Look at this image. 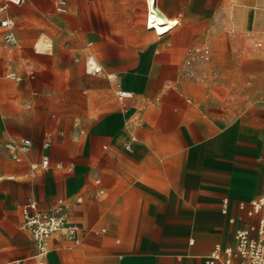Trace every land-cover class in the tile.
Listing matches in <instances>:
<instances>
[{
  "label": "rangeland",
  "instance_id": "obj_1",
  "mask_svg": "<svg viewBox=\"0 0 264 264\" xmlns=\"http://www.w3.org/2000/svg\"><path fill=\"white\" fill-rule=\"evenodd\" d=\"M10 13L19 44L7 45L0 27V192L55 180L50 196L36 198L42 207L62 198L69 221L107 227L79 245L54 234L49 264H203L188 252L190 237L200 254L230 242L236 223L222 213L223 198L244 215L238 200L264 193V0H220L204 17L180 18L164 37L145 29L86 31L73 3L62 13L55 0H27ZM91 59L101 71H88ZM121 89L134 93L131 102L119 99ZM23 137L34 144L17 161L4 143ZM46 138L51 158L92 161L94 174L81 184L67 160L33 170ZM91 184L103 192L88 196ZM8 202L0 201L7 237L19 232L23 204ZM8 238L0 240V264H29L15 258L32 253V241Z\"/></svg>",
  "mask_w": 264,
  "mask_h": 264
},
{
  "label": "built area",
  "instance_id": "obj_2",
  "mask_svg": "<svg viewBox=\"0 0 264 264\" xmlns=\"http://www.w3.org/2000/svg\"><path fill=\"white\" fill-rule=\"evenodd\" d=\"M27 0H1L0 2V27L2 28L3 40L7 45L16 46L19 39L16 33V20L10 15L11 5H22ZM55 9L65 13L68 10L67 0H55ZM149 15V9H148ZM149 17L147 27L149 28ZM150 29V28H149ZM89 72L97 73L101 71V66L93 63L91 59L87 63ZM33 69L27 70V74L33 76ZM8 75L21 79L16 71H11ZM118 97L122 102H131L134 94L132 91L121 89ZM130 141L125 144L126 149H132V141L137 139L135 133L131 134ZM33 139L23 137L21 139H9L4 143L14 160L20 161L23 156L33 147ZM51 141L46 138L43 141V153L38 161L31 162V168L48 169L53 166L62 168V162L53 163L48 152ZM96 179V183H99ZM100 193L103 189L99 190ZM82 196L77 197L81 201ZM238 207L251 218V221L244 222L238 226L234 232V243L224 244L216 242L209 254L205 257L206 264H264V193L259 194L250 200H240ZM229 210V199L225 197L222 201V212L227 214ZM68 206L63 199L49 207H40L38 202L30 199L21 206L20 228L32 238L36 251L32 255L34 264H49L50 241L54 234L61 232L71 243L78 245L83 240L87 230L76 221H69ZM238 218L229 217L230 222L234 223ZM105 230V228L103 229ZM99 232V230H91ZM191 243L194 241L190 240Z\"/></svg>",
  "mask_w": 264,
  "mask_h": 264
},
{
  "label": "crops",
  "instance_id": "obj_3",
  "mask_svg": "<svg viewBox=\"0 0 264 264\" xmlns=\"http://www.w3.org/2000/svg\"><path fill=\"white\" fill-rule=\"evenodd\" d=\"M68 3V10L71 9L72 3L75 8V14L79 20L78 25L82 27L86 31H114V30H122V31H129V30H148V31H154L153 29H149L147 27V14H148V9H149V0H67ZM156 3L158 6L163 10L169 17H174L179 19V22L176 24L177 28L179 24L181 23L180 18L184 17H204L205 14H208L210 11H213L214 9L219 8L220 0H156ZM10 13V10H9ZM66 13V12H65ZM134 14L138 17V19L135 22H132L130 19V16ZM10 15H12L10 13ZM203 19V18H202ZM174 28V29H175ZM168 35V34H167ZM159 37H164L166 35H157ZM100 42L101 45L107 44V40L103 38H97ZM116 40L114 38H109ZM123 40H130V38L127 37V35H123ZM93 40L87 41V46L92 45ZM124 44H127L124 42ZM98 64V63H97ZM129 90V89H128ZM134 94V93H133ZM35 150V149H34ZM35 152H32L30 155L34 154ZM41 155L39 156L40 160ZM52 157L51 160L52 162H62L65 164L64 161H68V164L71 165L70 171H73L72 175L70 177L72 178H78L81 184H83V179L81 178L83 175L86 173L89 174L91 177L92 174H94V162H87V161H82L81 159H69L68 154H63L61 158L54 159ZM37 159L33 161H38ZM31 164V163H30ZM67 164V165H68ZM66 165V164H65ZM54 169V167H52ZM51 168V169H52ZM18 173V172H16ZM96 173V172H95ZM55 183V180L49 183L50 185H53ZM47 184V179L42 180L41 182H29L27 191H25V186L24 184H18V183H13L8 185V190L4 189L3 192H0V201L1 202H6L9 201V204H24L25 202L29 201L30 199L34 200H42L43 198H46L50 196L48 186ZM97 184V183H96ZM91 188L89 189L88 196H93L96 193V195L99 194V190L103 189L100 186H96L94 184H91ZM98 185V184H97ZM105 188V187H104ZM75 190V186L73 187L72 191ZM84 197L83 195H81ZM37 198V199H36ZM225 198V197H224ZM223 198V199H224ZM229 199V198H228ZM239 200H244V199H239ZM238 200V202H239ZM71 201H75L71 199ZM77 201V199H76ZM38 202V201H37ZM22 204V205H23ZM39 206L40 203L38 202ZM21 205V206H22ZM238 206V205H237ZM45 208V207H43ZM222 211V208H221ZM244 212V211H243ZM223 213V212H222ZM224 214V213H223ZM228 221L229 217H236L238 218L236 222V226L233 229L232 232V240L230 242H224L221 240H218L216 242H222L224 244H233L234 243V232L235 229L242 225L244 222L251 221V218H249L246 213L244 212V215H236L232 211V204L231 201L229 200V210L227 214H224ZM244 216V217H243ZM89 218H92L90 216ZM20 222H21V208H20V219H19V224H18V229L19 232L17 233H10L11 235L8 237L13 238L14 235H17L18 238H24L25 236L29 238L32 241L33 248L30 249L32 250V253L25 252L21 254L19 257L15 258L18 261L21 260H29V264H34V260L32 259V255L36 251L35 244L33 240L31 239L30 235H28L26 232L21 230L20 228ZM81 223V222H80ZM128 223H129V216L124 215L123 217V224L124 226L122 227L123 231L125 234L128 233ZM232 223V222H230ZM82 224V223H81ZM83 227L87 230L86 234L83 236V239L86 237V235L89 234V232H92L91 230H99V232H105L106 231V226H96V225H91L88 226L85 224H82ZM105 228V230H103ZM132 234V230L130 231ZM63 235V234H62ZM5 233H3L0 230V240H10ZM57 241V238L53 236L51 238V248L53 245V240ZM63 239L69 241L66 239L63 235ZM189 239H193L194 241L191 243L189 241L188 245V252L192 254V256H201L203 264L205 263V257L209 254V252L200 254L198 253L199 251V245L195 243V237H190ZM85 240V239H84ZM5 242V241H4ZM70 242V241H69ZM84 242V241H83ZM215 242V243H216ZM71 243V242H70ZM214 243V244H215ZM1 244V242H0ZM8 244H14V238L13 242H10ZM213 244V246H214ZM75 245V244H74ZM79 245V244H78ZM212 246V247H213ZM52 250V249H51ZM178 258L184 256V254H179L177 255ZM15 259L11 260L13 262ZM68 264H89L86 262L84 259H79L77 262H71ZM125 264H175V262H168V263H153V262H143L137 260L136 262H129Z\"/></svg>",
  "mask_w": 264,
  "mask_h": 264
},
{
  "label": "bare ground",
  "instance_id": "obj_4",
  "mask_svg": "<svg viewBox=\"0 0 264 264\" xmlns=\"http://www.w3.org/2000/svg\"><path fill=\"white\" fill-rule=\"evenodd\" d=\"M149 17V28L153 29L155 35H167L171 33L179 19L169 17L156 3V0H149V15L147 14V21ZM93 63L96 64L95 61ZM98 65V64H97Z\"/></svg>",
  "mask_w": 264,
  "mask_h": 264
}]
</instances>
